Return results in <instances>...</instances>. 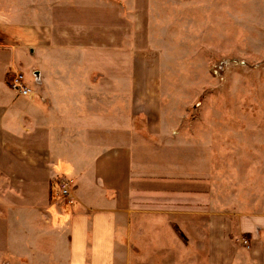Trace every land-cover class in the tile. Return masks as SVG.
Instances as JSON below:
<instances>
[{
    "label": "crops",
    "instance_id": "crops-1",
    "mask_svg": "<svg viewBox=\"0 0 264 264\" xmlns=\"http://www.w3.org/2000/svg\"><path fill=\"white\" fill-rule=\"evenodd\" d=\"M132 3L0 0V264L141 262L144 241L136 239L134 253L123 232L128 191L144 194L147 184L157 208L176 176L189 181L163 151L174 148L170 116L144 106L142 53L161 50L126 49ZM18 70L32 85L39 78L35 95L11 87ZM64 179L70 206L54 194ZM218 214L200 228L196 261L264 264V215Z\"/></svg>",
    "mask_w": 264,
    "mask_h": 264
},
{
    "label": "rangeland",
    "instance_id": "rangeland-1",
    "mask_svg": "<svg viewBox=\"0 0 264 264\" xmlns=\"http://www.w3.org/2000/svg\"><path fill=\"white\" fill-rule=\"evenodd\" d=\"M126 14V49L161 50L142 53L144 106L170 116L174 148L163 151L190 178L176 176L157 208L147 184L144 194L128 191L122 230L128 248L135 253L138 238L146 252L128 264H207L193 245L218 213L264 215V0H133ZM72 203L73 195L63 205Z\"/></svg>",
    "mask_w": 264,
    "mask_h": 264
},
{
    "label": "built area",
    "instance_id": "built-area-1",
    "mask_svg": "<svg viewBox=\"0 0 264 264\" xmlns=\"http://www.w3.org/2000/svg\"><path fill=\"white\" fill-rule=\"evenodd\" d=\"M39 78L34 79V84H30L28 82V79L26 77V73L24 71L18 70L12 72L10 75V85L11 87L20 95L23 96H32L37 93L36 89L38 88V85L40 83ZM71 186H72V181L71 180H62L59 184V190L58 193L60 194L61 199H58L59 204L63 205V202L71 197Z\"/></svg>",
    "mask_w": 264,
    "mask_h": 264
}]
</instances>
